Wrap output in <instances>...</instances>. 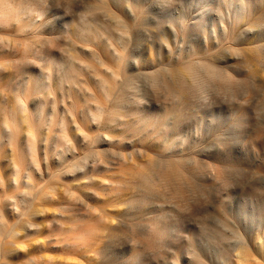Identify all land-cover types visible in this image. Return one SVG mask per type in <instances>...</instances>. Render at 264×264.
<instances>
[{"label":"rangeland","instance_id":"1","mask_svg":"<svg viewBox=\"0 0 264 264\" xmlns=\"http://www.w3.org/2000/svg\"><path fill=\"white\" fill-rule=\"evenodd\" d=\"M56 1L54 0L52 3V0H46L48 6L44 2V8L33 19L35 22L34 29L19 31L16 23H13L11 29L6 30L11 38H16L17 42L14 43V46L0 45V85L5 84V80H8L9 77H11V83L13 84H11L10 91L4 92L1 91L2 87L0 88V216H2L0 217V223L4 222L6 225V232L0 234V262L5 264H98L102 256L106 255L107 262L113 264V256L118 254L120 255L121 264H160L162 263V248L165 246L164 249H168L167 245L161 244L160 238L154 248H151L150 251L149 249L145 250L146 240L148 241L154 236L156 238L153 228L156 227L157 223V228L169 230V236L166 235L165 239L168 238L169 241L174 239L172 242L180 238L179 234L190 235L194 229L200 230L202 228L201 232L204 233L203 235L207 233L205 237L208 238H203L202 243L207 249L209 247L211 255L218 254L219 250L215 245L218 240L215 241L216 237L212 236L215 235V233H212L215 227L207 222L206 216L202 212L204 208L202 201L201 204L195 203L194 208H192L193 211L187 210L182 213L175 210L176 201L171 199L170 191L167 190V192L163 189H154L155 191L148 189V191L147 189L144 190L145 187L142 188L144 186H142V180L152 181V179H149L150 174H152L150 162L156 159L157 155L164 154L161 147L162 142H160L161 133L150 132L147 136L141 137L145 141L143 143L138 140L130 143L131 137H126L121 142L118 141L117 136H114L117 139L114 144L104 142L106 140L104 139L105 132L108 133V136H111V128L123 129L137 115H152L162 118L164 106L169 104L172 96L168 94L165 87H162V90L153 82L144 84L149 82L147 79H150V71L147 72L150 70L148 63L158 57V54L161 53V46L166 49V46L161 42L160 34L157 33V27L167 17L176 13L175 6L170 7L169 10L162 0H159L161 3L158 0H146L148 5L152 4L149 5L148 12H145V24L138 22V26H140L139 34L135 40L136 42L132 41L133 44H130L132 48L136 46L133 49L134 54L141 56L143 60L142 64L138 65L139 68L135 66L137 65L134 61L135 56H130V49H128L129 53L128 51L125 52L126 63L132 74L133 72L138 73L133 75L139 76L138 80L135 76V81H138L139 84L133 78L134 88L131 85L128 86L127 94H124L121 98L125 103L127 100L128 105L124 104L126 106L123 105V107H120L121 109L117 108V112L113 111L112 103L109 102L100 86L104 83L111 85V87L118 85L117 75L112 76L111 73L112 71L117 72L119 66L110 54H106L108 48L113 51L116 43L107 47L104 45L110 35L103 29H98L97 34L95 32L96 35L91 32L85 33L88 37L87 40L72 37L71 40L70 38L67 40V37H69V32L74 24L80 22L79 18L82 19L79 16L80 13L84 14L86 9L87 17L92 16L97 19L90 21L94 23L93 26H104L109 22V26H107L113 30L111 32L112 36L119 29L118 19L135 31L136 27H133L132 18L118 12L111 3L109 7L116 11L118 15H115L116 17L114 14L101 16L103 8L98 7L100 5L98 0H85L84 2L83 0H77V3L80 1L82 4H79L77 11H74L72 6L66 7L63 4H60L62 5L61 9ZM189 2L196 5L191 12L190 21L192 25L196 26V31L194 30L191 34L193 35L191 40L197 39L203 44L205 39L202 30H205L209 36L214 37V32L210 29V26L215 20H217L219 27L228 24V13L231 12V9L228 12L221 8V17L216 16L220 8L219 0H189ZM53 5L54 8H52ZM56 5H58V8L55 7ZM162 5H164V8ZM216 5L219 6L216 7ZM81 7L82 9H80ZM111 9L110 11H112ZM107 16L111 18L107 19ZM23 18V23L26 24L28 18L25 16ZM141 21H143V17ZM258 21H263L264 24V20L257 19L256 22L259 23ZM64 22L65 24L70 23V26L73 24V26L65 25ZM256 22L253 23V27L258 26ZM110 24L114 27H111ZM64 26H69V28ZM63 29L66 30L67 37L64 36ZM31 32L33 34L40 33L38 40L33 41L34 44L30 42V37L33 35ZM61 34L62 36H60ZM252 34L248 35L251 38L249 41L255 40ZM62 37H65L66 40ZM169 38L173 47L178 50L181 47L179 45L181 44L179 34L171 29ZM189 43L191 44L190 41L188 43L186 41L183 47L188 48ZM176 53L178 52L175 51L173 58L177 55ZM69 58L75 60L78 66L71 78L64 79V74L59 70L58 63L63 62L62 59ZM197 58L198 56H195L194 59ZM60 60L61 62H58ZM9 61H14L17 66L19 65V68L24 69L23 72H12ZM181 61L176 60L174 61L176 64H174L178 66L180 63L179 65H181L183 64ZM129 62L131 65L128 64ZM124 64H120V68ZM178 68H181V66H178ZM137 70L140 72L141 78ZM144 72H147L148 74L145 73V76L149 77L146 76V81L144 74L142 75ZM6 75L9 77H6ZM23 78H27L25 84L28 82L31 85L29 92L25 94H23L24 91L21 93L16 89L25 80ZM35 80L42 83L43 91L35 90ZM141 82L144 83L140 84ZM136 84L139 86H135ZM31 88H34V90ZM134 93L136 96L133 95ZM207 95L200 97L201 101L205 100L207 103L203 102L198 108H193V111L182 112V114L186 113L188 119L190 116H195V119L202 120V125L199 128L193 125L194 122L182 125L181 132L174 142L179 146L184 140L186 142L194 140L199 137V132L205 133L206 128L210 126L212 117L225 118L227 121L225 128L227 129H225V135L223 136H225L224 139L227 140V144L223 148V145H218L221 148L222 155L239 158V162L233 165V168L236 169V173L232 176L233 181H231L234 186L230 183L228 188H231L225 192H222L224 190L221 188L217 194L221 197L228 193L227 195H230L229 202H231L228 206L232 212L238 211L245 205L246 216L252 220L255 219L253 225L262 224L263 220L256 213L258 203H264V181H262V179L264 180V171L260 166V162L264 158V125H258V123L264 122L263 114L259 115L258 123L252 125L250 121L257 116L255 112L251 114L252 116L248 114L249 112H242V114L238 112L239 114H235L236 117L246 115L239 125V122L227 119L229 112L224 105L212 103L210 101L211 97L208 98ZM131 101L132 104H130ZM19 104L20 106L24 104V107H18ZM97 106L103 107V111L97 112ZM167 115L168 119L174 120L177 117V112L171 111ZM180 115H178V118H187L185 114L181 115L182 117L185 116L183 118ZM111 117L113 121L108 120ZM246 117L248 119H245ZM244 119L245 123L243 124ZM247 122L249 125L246 124ZM145 125L147 127L148 123ZM32 127H34L36 133L34 137L31 136ZM257 128H261L260 131L263 134L260 132L257 135L255 133ZM199 129L200 131H198ZM242 130L245 135H243ZM245 131H248L247 134L249 131L250 133L247 135ZM65 134L68 137L64 136ZM91 138H97V140L101 138L103 141L95 144L92 140H89ZM171 139L173 138L168 137L166 139V145L173 143ZM210 143L212 142H206V139L204 141L200 140L197 146L191 149L202 147L203 152L199 157L203 161L200 162L202 164L203 162L206 163V166L208 159L218 156L216 149H214L217 146ZM108 148H111L112 151ZM97 150L104 155L98 154ZM186 152L190 157L191 152L187 150ZM78 159H85V164L80 167V164L76 162ZM241 167L247 171L245 172ZM252 169L254 170L251 171ZM207 172L209 175L208 180H206L207 183L200 181V184L204 183L203 186L212 183H214L212 185H217V182L210 180L211 171L209 172V169H207ZM239 174H241V178ZM251 176L256 183L251 180ZM242 177H244V180ZM253 177H257L258 180ZM245 178L248 180L245 181ZM260 179L261 182L259 183ZM239 181H241L240 185L237 184ZM246 182H251V188L248 185L249 183L246 184ZM257 182L259 185L262 184L258 186ZM241 183L246 186L244 187ZM238 185L243 187L241 188ZM259 190L261 193L258 192ZM257 192L261 196H258ZM255 196L256 198H254ZM211 207L209 211L215 205ZM262 209L264 211V208ZM27 213L34 216L26 219L25 215ZM148 214L152 216H148ZM172 214L175 218L173 220L168 219L167 215ZM213 217L217 219L215 214L211 216V218ZM159 221L160 224L162 223L161 225ZM29 222L32 223V229L26 231ZM178 227H182V232L178 230ZM111 229L115 233L109 234L108 230ZM262 230H264V227H262ZM139 232H142L143 235ZM161 236L164 237L165 235ZM258 236L263 246L260 247L245 237L246 245H244L245 249L243 250L246 251H243V254L234 251L232 252L233 257L229 253L232 262L235 264H264V232H260ZM206 240L208 243H206ZM234 241L233 238H229L230 243ZM211 246L215 248L216 252ZM159 249L161 253H159ZM5 250L8 251L7 256L4 254ZM134 255H137L136 258Z\"/></svg>","mask_w":264,"mask_h":264},{"label":"bare ground","instance_id":"2","mask_svg":"<svg viewBox=\"0 0 264 264\" xmlns=\"http://www.w3.org/2000/svg\"><path fill=\"white\" fill-rule=\"evenodd\" d=\"M53 1L54 0H52V3H53ZM84 1L85 0H83V2ZM98 1L100 2V5L99 6L97 5V6L100 8H103L101 16L102 15H104V16L109 15L110 16V14H114V16L118 15L116 13V11H113L109 7V4L111 3L112 5L115 6V8L117 9L118 12H120L121 14H123L125 16H130L132 18L133 27H136V30L133 31L130 27L126 26L122 20L118 19V21H117V19H115V21L119 22L118 23L119 29H118V31H116L114 33V36H112L111 32L113 30L110 29V27H108L109 22H107L108 24L105 23L106 25H104V26L103 25L100 26L98 24H97L98 26H93L94 23H91L90 21H95L97 19H94L92 16L87 17L86 16L87 15V12H86L87 9L86 10L84 9L86 14L85 13L81 14L79 12L80 15H79V13H78V15L81 16L82 19L79 18L80 22L74 24V26H73V24H71V26H70L69 25L70 23L65 24V22H64L65 25H69L70 27L73 26V28H71V30L69 32V35H68L69 37H67V35H66V30L63 29L62 31L65 32L64 36L67 37V40L69 38L71 40V37L76 38V39H80V40H87L86 38H88V37L85 35V33L91 32L92 34L96 35L99 30L103 29V31H105L106 33H108L110 35L109 37H107V42L104 45H106V47H107L108 45H112L113 43H116V47H114L113 51H110L108 48V52H106V54H110L113 57V59H115V61L117 62L116 64L119 66V69H118L119 71L118 70H117V72L112 71V73H111L112 76L117 75L118 85H116L115 87L114 86L111 87V85L109 86L108 84H105V83L101 84L100 83L101 84L100 86L102 87L103 93L107 96L109 102L112 103L113 111L118 112L117 108L123 107L124 104H127L128 101L126 100V103H125L124 101H122L121 98L124 94H127L128 86L131 85V87L134 88L132 80L134 78V81H135V76L138 74V73L136 74V72H133V74L134 73L136 74L134 76L132 74L131 70L129 69V67L126 63L127 59H126L125 52L128 51V49H130V56H135L134 61L137 64L135 66L138 67V65L142 64L143 60H142L141 56L134 54L133 49L136 46L135 47L133 46L134 48H132L130 44H133L131 42L136 40L137 35L139 34V28H140V26H138L139 25L138 22L140 21L141 23H144L145 12H148L149 5L152 3H150L148 5L146 0H98ZM219 1H220V8H219L218 12L216 11L217 12L216 16L221 17V11H222L221 8L223 10L228 11V12H229V9H231V12L228 13L229 22L227 25L225 24L222 27H219L217 20H215L213 22L212 26H210L211 27L210 29H212L214 32V37L209 36L205 30H202L201 32L204 34L205 40H203V44H201L197 39L191 40V37L193 36V35H191L192 32H194V30L196 31V29H195L196 26L192 25V23L190 21L191 12L194 10V7L196 6L195 3H190L189 0H188V2H187V0H162L165 7L169 8V10H170V7L175 6L174 8L177 11L175 14L171 15L170 17H167L166 20L162 21L158 25V27H157L158 32L157 33L160 34V39L162 40L161 42H162V44H164L166 46V49H164V47L161 46V50H160L161 53L158 54V57L153 59V61L151 63L150 62L148 63V68L150 70H148L147 72L150 71L149 72L150 73V79H147V77H148L147 75H146L147 77L145 76V73L148 74L147 72L142 73V75L144 74V79L146 78L147 81H149V82L145 83L144 85L150 84L153 82L157 86H159V88L161 87V89H162V87H165V89H167V91H168V94H170L172 96V97H170V102L168 101L169 104L168 105L166 104L164 106V110H163L164 112L162 114V118L154 117L152 115H150V116L149 115H146V116L145 115H137V116H135L134 120L132 122L128 123L127 125H125L123 129L111 128V130H112V131H110L111 136H108L107 132L104 133V139H106L104 142L105 143L108 142L109 144H114L115 140H117V139H115L114 136H117L116 138H118V141H121V142L126 137H131V139L129 140L130 143L131 142L133 143L136 140L142 141L141 143H143L145 141L141 137L147 136V134H149L150 132H156L158 134L161 133V137H160L161 141L160 142H162L161 147L164 151V154L161 153L160 155H157L158 157H156V159H153L150 162V167H151V171H152V174H150V176L151 177L153 176V178H151V177L149 178V179H152V181H149L147 179H145L146 181H144L141 179L143 181V182H141L142 186L144 185L142 188L145 187L144 190L145 189H147V190L148 189H150V190L151 189H153V190L154 189H163L164 191L165 190L170 191L169 193H171V199H174L176 201V207H174L175 210L180 211L182 213L187 211V210L193 211L192 208H194L195 203L201 204V201H202V203H203L202 206H204L202 212L205 214L207 222L209 224H211L212 227H215V230L213 229L214 232H212V233H215V235H212V234H210V235L216 237L215 241L218 240L215 245H217V250H219L218 251L219 253L211 255V253L209 252V247L207 249L204 246V244L202 243L203 238H206L205 235H207V233L205 235H203L204 233L201 232L202 228L200 230L194 229L190 235L187 233H186L187 235H181L178 233L180 240L176 239L175 242H172V240H174V239H172L170 241L167 240L168 238L165 239L166 235H167V237L169 236V230H164L166 228H163L162 230L157 228V226H158V223H157L156 227L153 228L154 229L153 231L155 232L156 238L154 236V238L151 237V239L149 238L150 240H148V241L146 240V242H145V245H146L145 248L146 249L145 248L144 249L146 251H147V249H149V251H150L151 248H154L156 246V242L161 239V241H160L161 244L167 245V247H168V249H164L165 246L162 248V250H163L162 254L163 255L161 257V261L163 264L164 263H166V264H235L234 262H232V259H231L234 256L232 254V252L237 251L238 254L239 253L243 254L244 253L243 251H246V250H243V249H245L244 245H246V243L244 241L245 237L249 238L252 241V243L259 245L260 247L263 246L261 244V241H260L258 234H260V232L261 233L264 232V230H262V227H264V211L262 209V208H264V203L263 204L258 203L257 213H256L257 216L263 220V222L261 221L262 224L258 223L257 225H253L255 219L253 218L254 220H252L251 218L246 216L247 213H246L245 205H243L241 207V209H239L238 211L232 212L228 206V204L231 203V202H229V196L230 195L228 196L227 195L228 193H226L220 197V195L217 194V193H219V191H220L219 189H221V188L224 190V191L221 190L222 192H225L226 190L231 188V187L228 188V186L230 185V183H232L231 182V181H233L232 176L236 173V169L233 168V165L235 163L239 162V160H238L239 158L236 159L234 157H229V155L228 156H226L225 154L222 155V152L220 150L221 148L219 147V145H223L222 146V148H223L224 145L227 144V140L225 141V139H224L225 136H223V135H225L224 134L225 129H227V128H225L227 125L226 119L221 118V117H219V118L212 117L213 119L211 120V122L209 124L210 126L208 128H206L205 133L199 132L198 138H196L194 140H190L188 142H186L184 140V142H181V144L179 146H177L174 142L175 138L181 132L182 125L191 124L192 122H194L193 125H195L197 128H199V126L202 125V123H203L202 120L195 119L196 118L195 116L194 117L190 116L189 119H188V116L186 115V113H184V114H185V116H187V118L184 119L183 117H185V116H183V117L181 116V115H184V114H182L183 111H189V110L193 111V108H198L199 106H201L203 104V102H206L205 100L204 101H201L202 99L200 100V97L202 95L209 94V95H207V97L208 96H209L208 98L211 97L210 101L212 103H216V105L217 104L224 105L226 107L227 111L229 112V117L227 119L228 120L231 119L233 122H239L238 123L239 125H240V121H243V118L246 115L244 114V116L242 115L243 117H241V115H240V117H236L235 114H237L238 112L240 114H242V112L243 113L249 112L248 113L249 115H251L252 113L254 114V112H255V114L257 116H255L254 119H251L250 124H252V125H256L258 123L257 119H259V117H260L259 115L263 114V119H264V28H263L264 24L262 23L263 21L262 22L258 21L260 24L256 22L257 19L258 20H261V19L264 20V7H263L264 0H219ZM44 2L46 3V0H0V45L14 46V43L17 42L16 38H11L9 33H7V31H6V30L11 29V25L13 23L14 24L16 23L19 31H26L27 29L33 28L35 25V22L33 19H34L35 15L40 14L42 9L44 8V4H45ZM56 2L59 3L58 5L63 4L66 7L72 6L74 11H77L79 4H81L80 1H79V3H77V0H57ZM159 2L161 3V1H159ZM58 5H56L55 7L58 8ZM164 5H162V7ZM212 5H214V4H212ZM47 6H48V4H47ZM61 6L62 5H60L59 7H61ZM217 6H219V5H216V7ZM209 7H210V5H209ZM48 8H50V7H48ZM52 8H54V5ZM61 9H62V7H61ZM80 9H82V7ZM110 9L112 11H110ZM88 12H89V9H88ZM212 12H214V11H212ZM55 13H56V11H55ZM66 13H67V11H66ZM63 14H64V11H63ZM42 15H43V13H42ZM24 16L26 18H28L26 24L23 23V20H24L23 17ZM222 16H223V13H222ZM63 17H65V16H63ZM142 17H143V21H141ZM108 18L110 19L111 17L107 16V19ZM68 19H69V21H71L70 18H68ZM221 19H220V21H221ZM254 20H256V21H254ZM105 21H106V18H105ZM115 21H113V22L115 23ZM255 22L258 24L257 27L252 26L253 23H255ZM52 23L54 24L53 21H52ZM221 23H223V22H221ZM69 26H66V27L69 28ZM110 26H111V24H110ZM171 29H174L176 31V34H179V36L181 38V44H179V45H181V47L178 50H176L173 47V45L171 44L172 42L169 38V34H170ZM48 30H49V28H48ZM34 31H36V30H34ZM95 32H96V34H95ZM251 33H253L252 36L255 37V40L249 41V39H251V38L248 37V35H250ZM39 34L40 33L37 32V34L35 33V34L31 35L30 42L33 43V41L35 42L36 40H38V38L40 37ZM45 36H43V37H45ZM60 36H62V34ZM65 37H62V38H64L66 40ZM186 41H187V43L189 41L191 42V44L189 43L190 45L188 48L183 47L184 43ZM71 42H73V41H71ZM32 51H34V50H32ZM175 51L178 53H176L177 55H175V58H173ZM128 53H129V51H128ZM195 56L196 57L198 56V58L194 59ZM185 58H186V60H184ZM62 60H63V62H61V60L58 61V62H61V63H58V68L64 74V77H63L64 79L71 78L73 72L75 70H77L78 65L76 64L75 60L73 61V59H70V58L65 59V60L62 59ZM176 60L177 61L182 60L181 62L183 64H181V65H179L180 63L178 64V66H181V68H178V66L175 65L176 63L174 61H176ZM13 62L14 61H12V62L9 61V67H10V69H12V72H14V73L23 72L24 69L19 68L18 67L19 65L17 66L15 62L13 64ZM123 63H125V64L123 65L122 68H120V64L122 65ZM128 64H130V62ZM139 75L141 78L140 72H139ZM6 77H9V76L6 75ZM136 77L138 80L139 76H136ZM23 79H25V80H23V83L21 85L17 86L16 89L18 92H21V93L24 91L23 94H25V93L29 92L31 85H29L28 82H27V84H25V81L27 78H23ZM146 79H145V81H146ZM164 79H166V80H164ZM5 81H6L5 84H3L2 86L0 85V88L2 87L1 91H4V92L10 91L12 88V85H13L11 83V77H9L8 80H5ZM142 81H144V80H142ZM135 82H137V84H139L138 81H135ZM143 83L141 82L140 84H143ZM34 84H35L34 85L35 90L39 89V90L43 91L42 83H40L38 80H35ZM137 84L135 86H139ZM31 89L34 90V88H31ZM133 95L136 96L135 93ZM165 95H164V97H165ZM207 97H206V99H207ZM130 104H132V101L130 102ZM204 105H206V104H204ZM19 106H20V104L18 105V107ZM22 106L24 107V104L21 105L20 107H22ZM124 106H126V105H124ZM138 108H139V106H138ZM103 109H104L103 107L97 106L96 111L102 112ZM128 111H129V109H128ZM171 111L177 112V115H176L177 117L174 120L167 118L168 117L167 114L171 113ZM179 114H181L180 116L183 119L178 118ZM250 118H252V117H250ZM111 119H112V117L109 118L108 120L113 121V119L112 120ZM245 119H248V118L246 117ZM245 119H244L243 124L245 123ZM145 122L148 123L147 127H145L146 126ZM263 123L264 122L258 123V125H264ZM235 124L238 125L237 123H235ZM246 124H248V122ZM77 125H78V123H77ZM236 125H235V128H236ZM231 126H232V123H231ZM239 129H240V127H239ZM242 129H244V128H242ZM252 129H253V127H252ZM260 129L257 128V130H255V133L257 135L260 132H262V131H260ZM233 130H231V131H233ZM247 130H251V129H247ZM194 131H195V128H194ZM198 131H200V129ZM245 132L247 134L248 131H245ZM249 133H250V131H249ZM194 134H196V133H194ZM262 134H263V132H262ZM35 135H36V133H35L34 127H32L31 136L34 137ZM243 135H245L244 131H243ZM64 136H67V134H65ZM33 137H32V139H33ZM168 137L173 138V139H171L173 143L166 145L167 144L166 139ZM205 139H206V142H212V143H210L211 145L214 144V146L215 145L217 146L214 149H216V152L218 153V156H216L215 158L208 159L207 166H206V163H204V162H203V164L201 163L203 160L199 157L201 155V152H203L201 150L202 147H196L197 149L195 148L194 150H191V149H193V147L197 146L198 141H200V140L204 141ZM89 140H92V142H94L95 144L98 143L99 141H103V139H101V138L98 140H97V138H95V139L91 138ZM240 143H241V141H240ZM238 145H239V143H238ZM108 149H111V148H108ZM186 150L191 152V154L189 153L190 157L188 154H186V153H188V152H186ZM256 150H257V148H256ZM111 151H112V149H111ZM97 153L100 154L101 156L104 155L102 153H99V150H97ZM76 162H78L80 164V167H81L82 164L84 165L86 161H85V159H82V160L78 159ZM254 166H255V164H254ZM260 166L262 167V169L264 171V158L260 162ZM74 168H75V166H74ZM207 169H209V172L211 171V176H210L211 179L210 180L217 182V185L215 184L216 186L212 185L214 183L211 184V182H210L211 185L207 184L206 186L205 185L203 186L204 183L202 185L200 184V181L206 182V180H208L209 175L207 174L208 173ZM242 169H244V168H242ZM255 169H256V167H255ZM253 170L254 169H252L251 171H253ZM239 171H242V170H239ZM244 171L246 172L247 170L244 169ZM244 171H242V172H244ZM242 172H241V174L243 175ZM241 174H239L240 178H241ZM244 174L248 175L246 173H244ZM245 175H244V177H246ZM249 175H250V173H249ZM236 176L238 177V175H236ZM244 177H242V179ZM262 177H263V175H262ZM262 177H261V179H262ZM246 178H248V177H246ZM253 178L256 179L257 177H253ZM258 178H259V176H258ZM258 178H257V180H258ZM261 179L258 181L259 183L261 182ZM247 180L248 179H246L245 181H247ZM251 180H252V176H251ZM241 181H239V183L237 182V184L240 185ZM245 181H243V182L245 183ZM262 181H264V180L262 179ZM251 182H248L249 184L246 182V184H248L250 187L252 185ZM254 182H255V180H254ZM259 183L257 184L258 186H260L262 184L261 183L259 185ZM235 184H236V182H235ZM241 184H243V183H241ZM232 185H233V183H232ZM243 186H244V184H243ZM254 186L257 189V186L255 184H254ZM239 187H241V186H239ZM255 187H253V188L255 189ZM235 188H237V187H235ZM261 189H262V186H261ZM153 190H151V191H153ZM258 192L261 193L260 190ZM253 194L255 195L256 193H253ZM258 196H261V194H259ZM254 198H256V196ZM143 201H145V200H143ZM144 205H146V204H144ZM214 205H215V207L211 211H209V208L211 206H214ZM231 205H233V204H231ZM231 205H230V207H231ZM135 209H138V208H135ZM214 214L217 217V219H215L214 217L211 218V216ZM33 216L34 215H32L31 213H30V215L27 213L25 215V218L26 219L32 218ZM148 216H152V215L148 214ZM0 217H2V216H0ZM167 217L170 220H173L175 218V217H173V214L167 215ZM164 218H163V220L166 221V219H164ZM156 219L158 220V218H156ZM160 221H159V224H160ZM151 228H152V226H151ZM185 228H187V227H185ZM31 229H32V223L29 222L27 227H26V231L27 230L31 231ZM187 229H185V230H187ZM178 230L180 232H182V227L181 228L178 227ZM108 231H109V234L115 233L114 230H112V229L108 230ZM3 232H6V225L4 222L0 223V234H2ZM122 232H124V231H122ZM152 232H151V234H152ZM143 233H145V232H143ZM163 234L165 235L164 237L161 236ZM141 235H143V234H141ZM141 235H138V236H141ZM162 238H164V239H162ZM170 238H172V237H170ZM229 238H233L235 241L233 243H230ZM206 239H208V238H206ZM112 240H113V238H112ZM130 240H133V239H130ZM166 240L168 241V243L166 242ZM209 240H211V239H209ZM130 242H133V241H130ZM160 242H158V243H160ZM206 243H208L207 240H206ZM211 245H214V244H211ZM131 247H132V245H131ZM212 248H214V247H212ZM214 251H215V248H214ZM159 253H161V250ZM229 253L232 256L231 258H230ZM4 254H5V256H7L8 251L5 250ZM105 254H106V252H105ZM136 256H135V258H136ZM113 257H114L113 264H121V261L119 260L120 255L114 254ZM106 258H107V256L103 255L101 260H99L98 264L108 263ZM139 258H141V257H139ZM142 259H141V261H143ZM162 263H160V264H162ZM0 264H5V263L0 262Z\"/></svg>","mask_w":264,"mask_h":264}]
</instances>
